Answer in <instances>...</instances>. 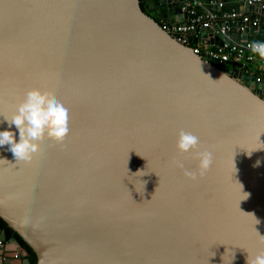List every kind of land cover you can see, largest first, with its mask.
I'll use <instances>...</instances> for the list:
<instances>
[{
	"label": "water",
	"instance_id": "95a60500",
	"mask_svg": "<svg viewBox=\"0 0 264 264\" xmlns=\"http://www.w3.org/2000/svg\"><path fill=\"white\" fill-rule=\"evenodd\" d=\"M175 3L0 0V131L19 141L5 117L31 89L69 113L63 143L41 141L30 162L0 146V217L36 264H247L264 251V83L179 43L161 24L184 20ZM181 130L213 154L195 181L173 163L197 169Z\"/></svg>",
	"mask_w": 264,
	"mask_h": 264
},
{
	"label": "built area",
	"instance_id": "2783aa9c",
	"mask_svg": "<svg viewBox=\"0 0 264 264\" xmlns=\"http://www.w3.org/2000/svg\"><path fill=\"white\" fill-rule=\"evenodd\" d=\"M212 3L216 8L205 10L200 8L203 6L200 0H197L198 8L184 3V20L174 23L162 20L161 24L179 43L192 47L204 59L219 66L243 64L247 71L257 75V83H264V56L253 51L254 45L264 44V41L247 37L250 29H258L264 24V18L240 8L224 12V1ZM245 3L248 8L264 7V0H245ZM254 62L257 67L252 68ZM262 91L264 94V89Z\"/></svg>",
	"mask_w": 264,
	"mask_h": 264
},
{
	"label": "clouds",
	"instance_id": "9594fccd",
	"mask_svg": "<svg viewBox=\"0 0 264 264\" xmlns=\"http://www.w3.org/2000/svg\"><path fill=\"white\" fill-rule=\"evenodd\" d=\"M253 51L264 56V44H256ZM9 128L15 125L19 131V141L13 131H0V146L8 145L16 161L30 162L39 151L40 142L47 139L56 144H62L69 134L68 109L48 90L39 88L26 92L25 98L18 105L15 114L8 119ZM199 137L191 132L179 131L176 142L177 151L181 154L194 153L198 161L195 171L185 169L184 163L174 160L176 167L184 170L186 178L195 181L202 178L213 163V154L207 149L199 151ZM244 199L248 194H243ZM259 234V233H258ZM264 244V236H261ZM247 264H264V251L254 257H247Z\"/></svg>",
	"mask_w": 264,
	"mask_h": 264
},
{
	"label": "crops",
	"instance_id": "0c3cea01",
	"mask_svg": "<svg viewBox=\"0 0 264 264\" xmlns=\"http://www.w3.org/2000/svg\"><path fill=\"white\" fill-rule=\"evenodd\" d=\"M174 1V0H173ZM203 4L202 7L205 9H215V4L212 3V1H224L225 8L224 12L230 11L232 8H240L244 10H248V12L251 15H260L264 18V11L262 9V6H256L248 8L245 0H200ZM175 12L176 16L180 17V14H182V4L183 2L185 4H189L190 6H197V0H184L181 3V0L175 1ZM264 25V24H263ZM248 38H253L256 40H264V29H250V31L247 34ZM216 41H219V39L216 37ZM252 68L257 67V64L254 62L251 64ZM27 255V252L20 244L14 239L11 238L10 240H5L4 234L0 233V264H28V261L25 259V256Z\"/></svg>",
	"mask_w": 264,
	"mask_h": 264
},
{
	"label": "trees",
	"instance_id": "16d2710c",
	"mask_svg": "<svg viewBox=\"0 0 264 264\" xmlns=\"http://www.w3.org/2000/svg\"><path fill=\"white\" fill-rule=\"evenodd\" d=\"M0 233L4 234L5 240H10L14 238L22 248H24L27 252L25 259L28 261V264H36L37 263V255L34 250L24 241V239L13 229L8 223L0 217Z\"/></svg>",
	"mask_w": 264,
	"mask_h": 264
},
{
	"label": "rangeland",
	"instance_id": "374dc122",
	"mask_svg": "<svg viewBox=\"0 0 264 264\" xmlns=\"http://www.w3.org/2000/svg\"><path fill=\"white\" fill-rule=\"evenodd\" d=\"M220 66H221V67L228 68V65H226V64H221Z\"/></svg>",
	"mask_w": 264,
	"mask_h": 264
},
{
	"label": "flooded vegetation",
	"instance_id": "af4514ba",
	"mask_svg": "<svg viewBox=\"0 0 264 264\" xmlns=\"http://www.w3.org/2000/svg\"><path fill=\"white\" fill-rule=\"evenodd\" d=\"M146 2L142 1V5L145 6Z\"/></svg>",
	"mask_w": 264,
	"mask_h": 264
}]
</instances>
